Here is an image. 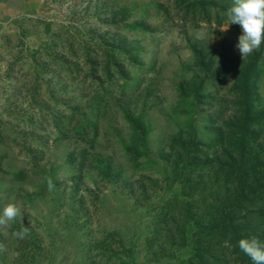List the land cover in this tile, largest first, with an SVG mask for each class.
I'll use <instances>...</instances> for the list:
<instances>
[{"label": "rangeland", "instance_id": "374dc122", "mask_svg": "<svg viewBox=\"0 0 264 264\" xmlns=\"http://www.w3.org/2000/svg\"><path fill=\"white\" fill-rule=\"evenodd\" d=\"M156 3L170 11V20ZM178 11L168 0H0V211L10 203L21 210L0 224V264H163L184 256L183 247L166 239L180 217L167 224L159 214L179 190L167 178L172 168L163 155L191 120L178 86L185 77H212L196 66L190 45L196 44L206 61L212 59L214 69L227 61L228 76L206 84L216 95L229 91L246 56L235 47L238 24L223 31L228 22L185 27ZM134 23L139 26L126 27ZM119 43L140 51L137 61L146 69L137 71L127 61L125 68L141 79L139 85L93 112L96 87L87 79L89 63L84 55L75 59L69 48L80 53L90 45V61L101 73L107 47ZM55 61L65 68L78 65V71L69 77ZM260 93L264 105V81ZM203 103L195 117L208 141L209 129L231 110L223 120L214 114L213 123L208 113L215 104L207 98ZM43 104L57 117L75 109L74 125L86 112L99 128L94 146L91 130L56 140L53 119L46 114L50 126L40 120ZM129 117L141 120L148 133V155L137 161L126 153L132 145ZM23 227L28 232L21 239L14 233Z\"/></svg>", "mask_w": 264, "mask_h": 264}, {"label": "trees", "instance_id": "16d2710c", "mask_svg": "<svg viewBox=\"0 0 264 264\" xmlns=\"http://www.w3.org/2000/svg\"><path fill=\"white\" fill-rule=\"evenodd\" d=\"M168 1L174 2L185 27H199L203 22L220 26L228 22L226 11L231 6L228 2ZM155 5L156 10L170 20V11H163L158 3ZM138 26L137 23L126 25L129 29ZM190 46L196 66L212 74V77L208 78L207 75L200 81L185 77V81L178 86L181 106L191 120L185 131L182 129L173 137L169 154L163 155L172 168L167 178L172 185H178L179 190L171 200L166 201L159 220L168 224L176 219L175 215L180 217L178 227L166 231V239L173 241L172 246L177 249L183 247L186 253L184 256L178 254L174 261L167 259L163 264H252L250 258L239 250L238 241L252 237L264 241V105L260 93L264 81V43L258 50L239 60L234 72V84L227 93L217 95L208 91L206 84L210 86L212 79L220 80L228 76L227 61L222 63L219 70L214 69L212 59L206 61L196 44ZM91 50L90 45L82 46L80 53L75 52L73 47L69 48L75 59L84 55L89 63L87 79L96 87L90 109L95 112L108 98L126 97L130 90L139 85L141 79L131 77L125 68L127 61L129 67L137 71H145L146 67L137 61L140 51L127 50L119 43L107 47L106 61L102 65V72L98 73L100 65L90 61ZM55 62L66 70L69 77L78 71V65L65 68L63 61ZM205 98L215 104L214 111L208 113L211 116L209 122L215 123L214 114L223 120L225 110H231L222 124L209 129L212 134L208 141L201 136L195 117L199 112L198 106L204 104ZM45 107L47 105H41L40 120L50 126L46 117L49 114L53 119L56 140L82 136L91 130V145L94 146L99 128L86 112L80 114L81 120L74 125L77 118L75 109L57 117L50 111H44ZM129 120L133 129V146L127 147L126 153L131 161H137L143 155H148V133L141 120L130 117ZM82 153L85 154L84 151ZM12 173L19 176L23 171L13 170ZM160 232L156 230L158 235ZM177 238L180 239L178 246ZM154 241L149 242L150 247Z\"/></svg>", "mask_w": 264, "mask_h": 264}, {"label": "clouds", "instance_id": "9594fccd", "mask_svg": "<svg viewBox=\"0 0 264 264\" xmlns=\"http://www.w3.org/2000/svg\"><path fill=\"white\" fill-rule=\"evenodd\" d=\"M226 16L227 26L221 30H226L233 23L240 26L242 31L235 47L243 57L260 48L264 43V0H233ZM20 214L21 210L10 203L0 211V224H7ZM27 232L28 228L23 227L14 235L22 239ZM238 247L250 258L252 264H264V241L257 237L241 238Z\"/></svg>", "mask_w": 264, "mask_h": 264}]
</instances>
